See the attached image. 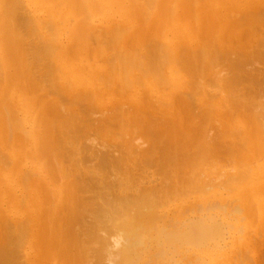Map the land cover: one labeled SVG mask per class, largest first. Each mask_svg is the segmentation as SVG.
<instances>
[{
	"label": "bare ground",
	"instance_id": "1",
	"mask_svg": "<svg viewBox=\"0 0 264 264\" xmlns=\"http://www.w3.org/2000/svg\"><path fill=\"white\" fill-rule=\"evenodd\" d=\"M263 88L264 0H0V264L250 260Z\"/></svg>",
	"mask_w": 264,
	"mask_h": 264
},
{
	"label": "rangeland",
	"instance_id": "2",
	"mask_svg": "<svg viewBox=\"0 0 264 264\" xmlns=\"http://www.w3.org/2000/svg\"><path fill=\"white\" fill-rule=\"evenodd\" d=\"M49 90V89H48ZM47 90V91H48ZM263 90V93H264V88L262 89ZM47 91H45V92H47ZM259 99L260 100H262V101H264V95H262V96H260L259 97ZM32 96H28V98H27V107H26V110L27 111H24V113L23 114H26V115H29L30 113H31V111H32ZM78 108V106H75V108ZM240 109H245V107H239ZM22 115V114H21ZM50 115H52V116H54V114L53 113H50ZM93 122V120H91L90 122H88V123H92ZM27 126H28V124H27ZM85 126H87V125H85ZM13 142V141H12ZM100 147V146H99ZM6 153V152H5ZM7 154H8V152H7ZM28 168V165L27 166H24L23 167V169H27ZM154 168H148L147 170H145V169H139V172H141V173H143V175L144 174H146L147 176H149V177H151L152 175L151 174H156V173H152L151 171L153 170ZM106 170H108V168L106 169ZM146 175H144V176H146ZM157 176V175H156ZM35 178H38V176L36 175V177ZM125 181V180H124ZM134 182V184L136 183V181H133ZM25 187V186H24ZM26 188V187H25ZM25 188H22V190L20 191V193L19 194H24L23 192H25ZM26 193V192H25ZM26 195V194H25ZM28 211V206H27V204H25V205H22L21 206V213L22 214H27L26 212ZM11 221H12V223H13V219H11ZM21 221V220H20ZM59 233V234H58ZM55 234H57L58 235V237H59V235L61 236L62 234H61V231H60V228L59 227H56V229H55ZM255 233L254 232H252V235L254 236V239H251V236L249 235V241L248 242H250L251 244H250V246L252 247V249L250 250V257H249V259L251 260V258H252V260L250 261V260H248V259H244L243 261H242V264H251L252 262L253 263H255V264H259L258 262H260V264H264V252H263V246H264V243L263 244H261V245H259V244H257V245H259V246H257L256 245V239H255V235H254ZM247 235H248V233H247ZM255 241V242H254ZM254 244V245H253ZM253 245V246H252ZM262 246V247H261ZM30 246H27L26 245V254L27 255H30V253H31V251H32V248L30 247ZM258 247V248H257ZM259 248L260 249H262V250H259ZM256 250V251H255ZM255 251V252H254ZM261 251V252H260ZM242 252H244L245 253V251H242ZM260 253V254H259ZM262 253V254H261ZM254 256V257H253ZM257 256V257H256ZM260 256H262L261 258H260ZM260 258V259H259ZM263 258V259H262ZM256 259H258V261L256 260ZM255 260V261H254ZM241 261L240 260H232L231 262L233 263V264H241ZM247 261V262H246ZM26 264H32V263H27V262H25ZM206 263L207 264H214V262L213 261H206ZM252 263V264H253Z\"/></svg>",
	"mask_w": 264,
	"mask_h": 264
}]
</instances>
